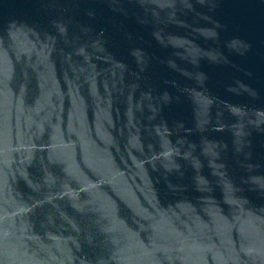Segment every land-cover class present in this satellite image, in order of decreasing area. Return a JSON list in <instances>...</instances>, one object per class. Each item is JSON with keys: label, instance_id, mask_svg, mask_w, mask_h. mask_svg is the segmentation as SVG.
<instances>
[{"label": "water", "instance_id": "obj_1", "mask_svg": "<svg viewBox=\"0 0 264 264\" xmlns=\"http://www.w3.org/2000/svg\"><path fill=\"white\" fill-rule=\"evenodd\" d=\"M0 264H264V0H0Z\"/></svg>", "mask_w": 264, "mask_h": 264}]
</instances>
